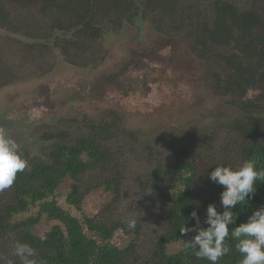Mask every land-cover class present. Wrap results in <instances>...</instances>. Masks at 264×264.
<instances>
[{"label":"rangeland","instance_id":"obj_1","mask_svg":"<svg viewBox=\"0 0 264 264\" xmlns=\"http://www.w3.org/2000/svg\"><path fill=\"white\" fill-rule=\"evenodd\" d=\"M249 2L258 10L264 5V0ZM3 3L13 28L0 29V63L13 73L15 80L0 87V118L21 115L19 111L26 109V105L31 111L21 118L22 122H30L23 135L26 139L16 142L27 164L32 159L46 161V152L56 142L73 144L83 136L101 137V144L111 157V169H115L107 167L108 173L105 169L101 171L104 175H115L118 171L123 182L113 213L120 211L116 217H126V221L138 217L143 231L151 234L162 226L160 214L156 216L158 207L139 198L152 196V184L145 179L156 178L171 163L174 149H188L187 158L196 167L201 190L209 188L208 174L215 166L228 163L237 167L244 160V138L227 125L226 116L235 111L229 104L230 96L219 93L212 84L213 77L224 76L223 65L214 57L220 59L219 53L226 48L203 50L194 44L196 17L206 16L208 0L179 3L175 17L139 12L123 19L117 28L113 26L112 13L103 21V33L97 41H86L79 33L61 32L56 42L49 36L51 20L38 0H3ZM187 5L191 8L186 9ZM190 14H194L192 18H186ZM182 17L186 18L184 22H175L176 25L179 22L178 29L166 26L167 21ZM155 25L163 30H157ZM31 43L35 45L30 46ZM171 45L177 46L172 60ZM65 48L72 55L78 48L75 62L65 59ZM154 53L157 62L164 66L146 69L138 75L130 72L138 59L153 62ZM187 58L189 65H184ZM179 62L183 65H177ZM109 79L112 80L107 83ZM116 82L135 88L133 94L125 90L126 94L118 97L122 92L118 93ZM252 93L249 92L256 95ZM42 101L48 112L42 107L34 108ZM105 123L111 124L107 138L100 136ZM21 124L18 128H22ZM101 171L87 173L85 179L93 181ZM73 185L70 179H65L57 191L65 193ZM100 200L99 195L86 199L84 211L92 215L101 212L105 204ZM44 227L34 231L41 232ZM132 236L119 234L115 241L124 246ZM181 246L182 243H175L169 249L176 251Z\"/></svg>","mask_w":264,"mask_h":264},{"label":"trees","instance_id":"obj_2","mask_svg":"<svg viewBox=\"0 0 264 264\" xmlns=\"http://www.w3.org/2000/svg\"><path fill=\"white\" fill-rule=\"evenodd\" d=\"M38 1L51 20L49 36L56 42L61 32L79 33L86 41H97L103 33V21L112 13L115 14V28L121 26L123 19L136 16L139 12L175 17L177 5L186 0ZM190 8L187 5L186 9ZM206 8V16L196 17L198 33L194 44L200 45L203 50L225 46L226 51L219 53L220 59L216 58L224 67V76H216L217 91L238 101L241 119L236 120V129L244 138V160L253 159L258 170H264V104L249 99L241 101L248 88L260 89L259 99L264 100V5L258 10L249 0H208ZM191 15L194 14L186 15V18L191 19ZM185 19L167 21L166 26L178 29L179 22L178 25L175 22L182 23ZM11 25L3 0H0V29H11ZM155 28L163 30L158 25ZM231 45L241 47L239 61L229 54ZM77 50L72 55L65 48V59L75 62ZM13 80V73L3 69L0 63V87ZM100 129V136L107 138L111 124L105 123ZM100 138L83 136L73 144L56 142L48 151L46 161H29L28 167L17 173L12 186L0 190L1 197H8L6 200L0 198V238H3L0 257L16 260L19 264L18 258L11 253L14 241L20 240L37 250L40 264H210L206 259H198L195 250L185 246V240L194 233L184 236L181 232L184 226L196 225V220L190 218L193 210L199 216L201 227L205 226L208 204L214 203L218 211H222V189L212 181L207 190L200 189L196 167L187 158L188 149H174L171 163L156 178L145 179L152 184V196L140 197L139 200L143 198L147 204L154 203L158 207L156 216L160 214L162 223L161 229H155L156 232L150 234L143 231L138 217L134 218L135 229L130 230L126 226V217H116L120 214L118 210L116 215L113 213L112 208L116 206L117 209L118 205L114 201L123 190V182L118 171L115 175L102 173L104 169L106 173L115 169H111V157ZM92 171H97L95 174L101 171L102 174L93 181L85 179L86 174ZM65 179H70L73 187L65 193L58 192ZM256 189L248 203L234 209V214L238 216L237 224L264 205V181H257ZM92 195H99L100 201L105 204L101 212L94 215L84 211V201ZM44 225L41 232L34 231ZM119 234H131L132 240L120 246L115 241ZM175 243H182V246L171 251L169 246ZM226 244L231 251L218 264H239L240 254L235 249V241L226 239Z\"/></svg>","mask_w":264,"mask_h":264},{"label":"clouds","instance_id":"obj_3","mask_svg":"<svg viewBox=\"0 0 264 264\" xmlns=\"http://www.w3.org/2000/svg\"><path fill=\"white\" fill-rule=\"evenodd\" d=\"M26 164L15 139L6 130H0V190L11 187L17 173L22 172ZM208 178L222 189V211H218L214 203L208 204L205 226L201 227L199 216L193 210L190 218L196 220V225L184 226L181 232L184 236L194 233L185 240V246L194 249L198 259L218 264L231 251L226 244V239H231L235 241V249L240 254L239 264H264V205L253 210L239 224L238 216L234 214L238 205L248 203L255 195L257 181H264V170H258L255 160L245 159L237 167L223 164L215 166ZM126 226L134 230L136 220L129 219ZM11 255L18 258L19 264H40L37 250L20 240L14 241ZM0 264H16V260L0 257Z\"/></svg>","mask_w":264,"mask_h":264},{"label":"flooded vegetation","instance_id":"obj_4","mask_svg":"<svg viewBox=\"0 0 264 264\" xmlns=\"http://www.w3.org/2000/svg\"><path fill=\"white\" fill-rule=\"evenodd\" d=\"M197 33H198V30H197ZM197 33H196V35L193 37L194 38V40H195V37H197ZM199 34H201L200 33V31H199ZM194 43H195V41H194ZM231 48H230V51H229V54H232V58L234 59V60H237V61H239V59H241V55H242V52H241V47L240 46H237V45H231L230 46ZM170 49H171V51H170V59L172 60V59H174L173 58V56H174V54L176 55V53H177V51H176V49H177V46H173V45H171L170 46ZM161 51H164V49L163 50H160V51H158V52H161ZM173 51H174V53H173ZM198 54V53H197ZM151 57H152V59L154 60L153 62H151V61H149V60H147V59H138V61H137V63H136V65H133V68H132V70H130V72H134V75H138V74H141V72H143V71H145L146 69H155V67H159V66H164L160 61L159 62H157L158 61V58H157V55L154 53V54H152L151 55ZM214 60H216L220 65H223V63L222 62H219L218 61V59H216V57L214 58ZM201 61V60H200ZM187 63L186 64H184V65H189V61H188V58H187V61H186ZM177 65H183V64H181V62H179ZM165 66H167V65H165ZM183 77L185 76L184 74H181ZM221 77V76H220ZM112 79H109L108 81H107V83H109L110 81H111ZM137 83V82H136ZM217 78H216V76L215 77H213L212 78V84L214 85V87H215V89L217 90ZM263 85V84H262ZM115 87H117V91H118V93L119 92H122V93H120L119 94V96L118 97H120V96H123V95H125L126 94V91L128 92V94L130 95V94H133V92H134V89L135 88H127L126 86H124V83H122V84H120V86H119V83L118 82H116V85H114ZM126 90V91H125ZM254 90V91H253ZM145 91V90H144ZM144 91H142V92H144ZM141 92V93H142ZM249 92L251 93V94H253L252 92H254L256 95L255 96H251L250 94H249ZM260 92H261V90L260 89H253V88H248L247 90H246V93H245V95L244 96H242V99H241V101L243 100V102L244 101H246V100H251V101H254L255 103L256 102H258V103H262V104H264V100H260L259 99V94H260ZM135 96H136V94H135ZM135 96L134 95H132L131 97H133V98H135ZM46 97V96H45ZM145 100H147L146 98H144ZM230 100H232V103L230 102L229 104L232 106V108H234L235 109V111L234 112H232L231 114H228L227 116H226V118H227V125L229 126V127H231L232 128V130H234V132L236 133V135L239 137V132H238V130L236 129V120H239V119H241V111L239 110V106L237 105V103H238V101L237 100H234L232 97L230 98ZM43 102V101H42ZM139 104H140V107H141V103L140 102H138ZM52 104H54L53 102H52ZM144 104V103H143ZM30 106V105H29ZM23 107V106H22ZM22 107H20V109L22 108ZM26 109H21L20 111H19V113L21 114V115H19V114H12V115H7L8 117H4V118H0V130H6V132L8 133V134H10L11 135V137L12 138H14L15 139V141L17 142V143H21V141L22 140H19V139H26V138H24L23 137V135L26 133V129H28L29 128V126H30V122H28V123H26V121H23L22 122V116H24V115H27V114H29V113H31V111L29 110V108H28V106L26 105V106H24ZM139 107V108H140ZM42 109L43 110H45L44 112H48L49 110H47L46 109V107H45V104L43 103L42 104ZM141 109H143V108H141ZM141 109H140V111H141ZM27 111V112H26ZM143 111V110H142ZM263 116H264V114H263ZM6 118V119H5ZM5 119V120H4ZM9 123H11L12 125H8ZM22 123V124H21ZM18 124H21V126H22V128H18L20 125H18ZM27 125V128H25L24 129V125ZM44 140H45V138H44ZM26 151V150H25ZM21 152V154H22V152L23 151H20ZM22 156L24 157V155L22 154ZM48 156V153L46 152V157ZM32 160H36V159H32Z\"/></svg>","mask_w":264,"mask_h":264},{"label":"water","instance_id":"obj_5","mask_svg":"<svg viewBox=\"0 0 264 264\" xmlns=\"http://www.w3.org/2000/svg\"><path fill=\"white\" fill-rule=\"evenodd\" d=\"M42 104H43V102H39V104L38 105H36V106H34V108H39V107H42ZM33 110H35V109H33ZM38 111H41V109L40 110H38Z\"/></svg>","mask_w":264,"mask_h":264}]
</instances>
